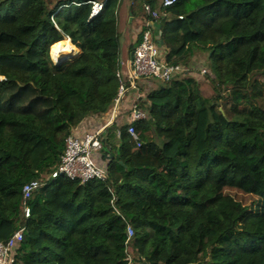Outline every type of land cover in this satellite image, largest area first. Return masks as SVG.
<instances>
[{
	"label": "trees",
	"instance_id": "trees-1",
	"mask_svg": "<svg viewBox=\"0 0 264 264\" xmlns=\"http://www.w3.org/2000/svg\"><path fill=\"white\" fill-rule=\"evenodd\" d=\"M94 1L104 6L92 17ZM121 2L0 0V240L19 227L24 185L47 179L72 130L111 115L126 74ZM157 8L130 53L151 29L166 62L188 71L137 81L147 118L138 140L131 104L106 128L105 181L58 177L34 193L15 264H264V0ZM131 11L145 14L144 0ZM68 39L80 51L58 64L51 47ZM195 56L211 93L190 74Z\"/></svg>",
	"mask_w": 264,
	"mask_h": 264
},
{
	"label": "built area",
	"instance_id": "built-area-1",
	"mask_svg": "<svg viewBox=\"0 0 264 264\" xmlns=\"http://www.w3.org/2000/svg\"><path fill=\"white\" fill-rule=\"evenodd\" d=\"M152 1L153 0H144V12L145 15L158 19L161 13L157 7L152 5ZM176 1L177 0H163L161 6L166 7L172 5ZM103 6V1H94L92 17L98 15L103 9ZM179 18H183V16L180 15ZM146 23L149 24L148 21ZM165 56L166 53L162 46L159 45V42L154 39L152 30L144 29L142 40L133 53V59L130 58L129 60L128 74H124L121 70L117 73L121 82L120 95L125 94L128 90L125 83L127 77L131 82L132 88H137L138 80L144 81L150 79L152 81L158 79L168 82L175 76L186 72L185 67L167 63ZM121 64H123V61ZM151 83L152 82L148 83V86ZM118 100L119 98L117 101ZM131 106L132 110L128 131L138 140L135 123L146 119L147 113L138 107L136 100ZM74 129H77V127ZM74 129L66 138L65 149L61 161L55 167L51 175H49L47 179L32 180L24 185L22 215L11 219V221L15 223L14 225H19V227L15 229L8 239L0 240V264L16 263L18 249H20L24 240V231L26 229L25 220L31 216V207L28 204V200L35 192L46 185L48 180L64 176L70 179H78L82 183H86L94 179L105 181L108 178V163L101 165L94 158L95 153H99L102 150L103 132L97 130L96 132L86 133L85 136H80L74 132ZM137 142L138 145H141L140 141ZM127 232L128 239H131L135 234V230L131 225H128Z\"/></svg>",
	"mask_w": 264,
	"mask_h": 264
},
{
	"label": "rangeland",
	"instance_id": "rangeland-1",
	"mask_svg": "<svg viewBox=\"0 0 264 264\" xmlns=\"http://www.w3.org/2000/svg\"><path fill=\"white\" fill-rule=\"evenodd\" d=\"M121 31H123L122 30V27H121ZM68 41H69V45L70 46H72V47H74V48H76V54L75 55H77L78 53H79V49L72 43V40L71 39H68ZM54 46V45H53ZM52 46V47H53ZM52 47H51V54H50V57L53 59V61L54 62H60V60H62V59H60V58H55L56 56H55V54H53V49H52ZM197 57L198 56H195L194 58H193V62H192V65L190 66V68L191 69H194V72L193 71H191L190 72V74H193L200 82H202V84L204 85V88L206 89V92L208 93V91L210 90V87H211V81H210V79L209 78H207V76H206V74L205 73H207V71L209 70L208 69V67H206L205 65H206V62H205V59H201L200 57H198V59H197ZM188 69L189 68H187V70H186V72L188 71ZM127 74H128V72H127ZM4 79V77L3 76H1L0 77V80H3ZM130 88H128V90L125 92V94H123V95H120L119 96V100L116 102V105H115V107H114V109H113V111H112V113H111V115L109 114V115H107L108 117V124L109 123H112V122H114L115 121V119L117 118V116H118V114H119V112L121 111V110H124L125 108H126V105L127 104H133L134 103V101L136 100V98L137 97H144L143 96V94H141L140 92H139V88L137 87V88H132V86H131V90H129ZM151 90V88H147V90H146V92H148V91H150ZM129 91V92H128ZM145 92V93H146ZM210 93H211V90H210ZM250 107V105H245V106H242L240 109H241V111L242 110H247L248 108ZM114 115H115V118H114ZM114 118V119H113ZM91 119L93 120V122H95V129H94V132H96L97 130H99L100 132H103V131H105L106 130V128L110 125H108V124H106L107 126H105L104 124H102L101 122H99L100 121V119H101V117H98L97 115H93V116H91ZM101 124L102 125H104L103 127H101ZM100 125V126H99ZM98 126V127H97ZM87 128H88V126H86V124H82L81 125V132H80V136H85V134L86 133H92V132H89V130H87ZM61 157H62V155H61ZM108 157H110L108 154H105V152H104V150L102 149L99 153H95V155H94V158H95V160L99 163V164H101V165H103V164H105V163H108ZM110 160V159H109ZM60 161H61V159H60ZM60 161H59V163H60ZM59 163H57V165L59 164ZM56 165V166H57ZM55 166V167H56ZM55 167H54V169H55ZM54 171V170H53ZM52 171V172H53ZM51 172V173H52ZM49 175H51V174H49ZM48 175V176H49ZM47 176V177H48ZM64 177V176H63ZM67 178V177H66ZM129 258V260H130V263H131V256H129L128 257Z\"/></svg>",
	"mask_w": 264,
	"mask_h": 264
},
{
	"label": "crops",
	"instance_id": "crops-1",
	"mask_svg": "<svg viewBox=\"0 0 264 264\" xmlns=\"http://www.w3.org/2000/svg\"><path fill=\"white\" fill-rule=\"evenodd\" d=\"M155 1L158 6H161L163 0H155ZM132 3H133V0H122L120 9H119V24H120V29L122 27V30H123L122 31V54H123V61L125 65L124 71L126 74L129 71V60L131 58L130 45L136 41V38L141 32V29L145 25V19H144L145 14L141 12V13L135 14L134 16L131 11ZM151 84L149 86L147 85V87L150 88ZM99 122H101L102 124L106 126V124H108L107 116L101 117ZM82 124H86V126H88L87 130H89V132H94L95 122H93V120L91 119V116L88 117ZM82 124H80L77 127V129H74L75 133L80 135ZM102 124H101V127L104 126Z\"/></svg>",
	"mask_w": 264,
	"mask_h": 264
},
{
	"label": "bare ground",
	"instance_id": "bare-ground-1",
	"mask_svg": "<svg viewBox=\"0 0 264 264\" xmlns=\"http://www.w3.org/2000/svg\"><path fill=\"white\" fill-rule=\"evenodd\" d=\"M52 49H53V54H55V56H56L55 58L58 57L60 59L66 60V59H72L73 57L76 56L75 55L76 54V48L70 46L69 41H60V42L54 44Z\"/></svg>",
	"mask_w": 264,
	"mask_h": 264
},
{
	"label": "water",
	"instance_id": "water-1",
	"mask_svg": "<svg viewBox=\"0 0 264 264\" xmlns=\"http://www.w3.org/2000/svg\"><path fill=\"white\" fill-rule=\"evenodd\" d=\"M151 26L154 28V29H160L161 28V25L158 23V22H154V21H151ZM161 31L159 33V35H161ZM163 44V41L162 40H159V45L162 46ZM131 59H133V54H131ZM67 60H70V59H66V60H61L60 62H64V61H67ZM60 62H56V63H60ZM110 157H108L109 159H111L112 155H109ZM122 164L124 163L123 161H120Z\"/></svg>",
	"mask_w": 264,
	"mask_h": 264
}]
</instances>
